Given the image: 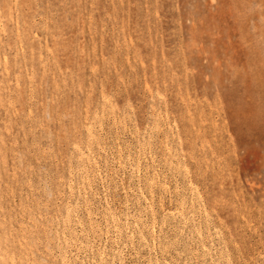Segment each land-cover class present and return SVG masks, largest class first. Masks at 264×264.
<instances>
[{"label": "rangeland", "instance_id": "rangeland-1", "mask_svg": "<svg viewBox=\"0 0 264 264\" xmlns=\"http://www.w3.org/2000/svg\"><path fill=\"white\" fill-rule=\"evenodd\" d=\"M0 264H264V0H0Z\"/></svg>", "mask_w": 264, "mask_h": 264}]
</instances>
